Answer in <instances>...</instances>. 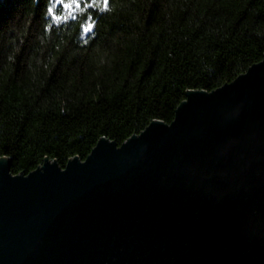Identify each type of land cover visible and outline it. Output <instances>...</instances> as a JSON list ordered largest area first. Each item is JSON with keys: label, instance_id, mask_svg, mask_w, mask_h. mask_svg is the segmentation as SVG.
Listing matches in <instances>:
<instances>
[{"label": "water", "instance_id": "1", "mask_svg": "<svg viewBox=\"0 0 264 264\" xmlns=\"http://www.w3.org/2000/svg\"><path fill=\"white\" fill-rule=\"evenodd\" d=\"M0 264H264V54L84 160L0 157Z\"/></svg>", "mask_w": 264, "mask_h": 264}, {"label": "trees", "instance_id": "2", "mask_svg": "<svg viewBox=\"0 0 264 264\" xmlns=\"http://www.w3.org/2000/svg\"><path fill=\"white\" fill-rule=\"evenodd\" d=\"M48 6L0 0V157L12 174L170 123L187 90L211 91L264 54V0H82L72 14L58 6V21Z\"/></svg>", "mask_w": 264, "mask_h": 264}, {"label": "snow or ice", "instance_id": "3", "mask_svg": "<svg viewBox=\"0 0 264 264\" xmlns=\"http://www.w3.org/2000/svg\"><path fill=\"white\" fill-rule=\"evenodd\" d=\"M94 2V0H92ZM105 6L108 4V0H103ZM61 7L64 10L69 11V14L74 13L76 9L82 10V0H49L48 13L52 16L53 20L67 19V16H61L57 14L56 8ZM91 4H84L83 7H90ZM93 26L88 24L84 27V31H89Z\"/></svg>", "mask_w": 264, "mask_h": 264}]
</instances>
